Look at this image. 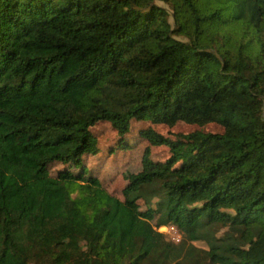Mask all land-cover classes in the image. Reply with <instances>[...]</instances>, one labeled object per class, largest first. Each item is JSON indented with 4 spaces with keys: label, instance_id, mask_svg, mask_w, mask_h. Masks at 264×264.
Wrapping results in <instances>:
<instances>
[{
    "label": "trees",
    "instance_id": "16d2710c",
    "mask_svg": "<svg viewBox=\"0 0 264 264\" xmlns=\"http://www.w3.org/2000/svg\"><path fill=\"white\" fill-rule=\"evenodd\" d=\"M263 101L264 0H0V264H264ZM134 120L223 130H141L121 200L83 159Z\"/></svg>",
    "mask_w": 264,
    "mask_h": 264
},
{
    "label": "rangeland",
    "instance_id": "374dc122",
    "mask_svg": "<svg viewBox=\"0 0 264 264\" xmlns=\"http://www.w3.org/2000/svg\"><path fill=\"white\" fill-rule=\"evenodd\" d=\"M156 3L163 6L161 2ZM129 126V132L124 137H120L110 123L105 121L97 123L91 128V131L97 139L98 152L94 155H86L83 159L84 168L86 169L83 179L86 180L89 176L96 177L108 193L121 200H123L122 189L128 182V175L148 169L142 163V158L146 151L148 157L153 161L165 160L169 155L168 145L151 144L148 140L141 137V130L152 128L156 133L163 137H168L170 140L182 139L183 135L194 130L212 133H220L223 130L222 126L217 123L198 126L182 121H178L174 126L169 127L164 124H152L147 121L134 120L130 122ZM66 171L77 173L71 165H62L58 162H53L49 165V172L54 177H60ZM155 201L156 199L154 198L152 204ZM145 209L146 204L140 199L137 211L141 213ZM156 218L157 216L151 220L153 224ZM164 235L166 237V234ZM218 235L221 234L218 233ZM191 243L200 248H207L206 243L203 241H193Z\"/></svg>",
    "mask_w": 264,
    "mask_h": 264
},
{
    "label": "built area",
    "instance_id": "2783aa9c",
    "mask_svg": "<svg viewBox=\"0 0 264 264\" xmlns=\"http://www.w3.org/2000/svg\"><path fill=\"white\" fill-rule=\"evenodd\" d=\"M154 228L158 232H160L162 234H166L167 240H169L173 243H178L182 239L181 232L178 230V228L175 225H173L171 223L159 225V226H156ZM179 235H180V237H179Z\"/></svg>",
    "mask_w": 264,
    "mask_h": 264
}]
</instances>
